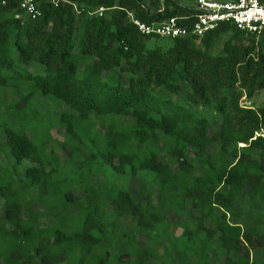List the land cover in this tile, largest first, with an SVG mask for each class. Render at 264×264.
Returning <instances> with one entry per match:
<instances>
[{"label":"trees","instance_id":"1","mask_svg":"<svg viewBox=\"0 0 264 264\" xmlns=\"http://www.w3.org/2000/svg\"><path fill=\"white\" fill-rule=\"evenodd\" d=\"M22 1L0 0V264H264V34L164 48L129 13L195 0Z\"/></svg>","mask_w":264,"mask_h":264},{"label":"built area","instance_id":"2","mask_svg":"<svg viewBox=\"0 0 264 264\" xmlns=\"http://www.w3.org/2000/svg\"><path fill=\"white\" fill-rule=\"evenodd\" d=\"M52 2L57 4V0ZM192 6L194 15L172 17L160 23L143 22L132 13L129 16L140 33L146 36L176 39L192 34L202 37L227 22L234 23L247 34L255 36L257 41L264 34V0H195ZM21 7L32 19L42 14L40 3L36 0H23ZM104 10L100 8L95 13L102 15Z\"/></svg>","mask_w":264,"mask_h":264},{"label":"rangeland","instance_id":"3","mask_svg":"<svg viewBox=\"0 0 264 264\" xmlns=\"http://www.w3.org/2000/svg\"><path fill=\"white\" fill-rule=\"evenodd\" d=\"M180 1H183V0H180ZM154 43L162 45L164 48H168V47H170V45H172L173 39H171V38H154L151 41V44L153 45ZM263 98H264V93L262 94V99ZM64 133L65 132L61 128H58V127H55L52 130V136L58 141H63V139L65 138V134ZM59 153L64 154V156H65V153H63L62 151H59ZM4 161L6 163L9 160L4 157ZM173 232H174L175 235H180L182 230L179 227H174ZM260 253H261L260 251H258V252L255 251L254 255H259ZM66 264H78V263H76L75 261H71V262H67ZM86 264H94V263H86ZM114 264H117V262L115 261ZM121 264H127V263H121ZM214 264H221V263H218L217 261H215Z\"/></svg>","mask_w":264,"mask_h":264}]
</instances>
